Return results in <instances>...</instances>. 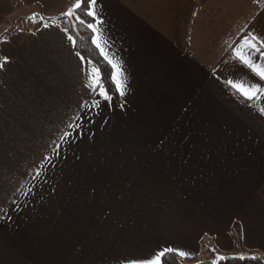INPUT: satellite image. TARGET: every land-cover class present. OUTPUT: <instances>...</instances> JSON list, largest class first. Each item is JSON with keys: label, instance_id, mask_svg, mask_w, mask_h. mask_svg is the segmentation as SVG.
<instances>
[{"label": "crops", "instance_id": "crops-1", "mask_svg": "<svg viewBox=\"0 0 264 264\" xmlns=\"http://www.w3.org/2000/svg\"><path fill=\"white\" fill-rule=\"evenodd\" d=\"M74 2L0 0V264L264 249V116L222 84L264 86L231 59L249 31L264 35V0H97L101 43L123 69L126 94L108 91L110 103L87 87L88 61L99 65L71 35L29 20ZM76 115L83 137L35 180Z\"/></svg>", "mask_w": 264, "mask_h": 264}, {"label": "snow or ice", "instance_id": "snow-or-ice-1", "mask_svg": "<svg viewBox=\"0 0 264 264\" xmlns=\"http://www.w3.org/2000/svg\"><path fill=\"white\" fill-rule=\"evenodd\" d=\"M254 2H256V0H254ZM97 8V0H76L73 7L67 12L62 13V15L74 18L75 22H78L79 25L87 27L93 34H95L92 38V43L97 49H99L104 60L111 65V68L113 69L111 73V80L115 83L116 91L119 92L120 97H123L126 94L125 85L122 80L123 69L119 63L114 62L109 57L108 52L105 51V47L101 43L100 26L103 25V20L100 19ZM77 10H79V13H82L84 16L91 17L94 22H86L81 18V15L77 12ZM38 15V13H33L32 17L29 19H34ZM41 19H43V17H41ZM44 27H49V25L45 23ZM63 31L68 32V28H64ZM68 39L71 40L75 46L76 40L72 36H68ZM232 52L233 55L231 59L235 61V67L238 71L241 69H247L254 78H258L259 81H264V35L256 33L254 29L249 31L247 35H245L236 45V47L232 49ZM76 55L80 57L81 61L85 60L83 56H80L79 52H77ZM8 62V57L0 58V69H3L5 64ZM88 63L91 65L89 73L91 82L87 85V87H89L93 93L102 97L103 100L110 103L113 97L104 86L100 68L95 64H92L91 61H88ZM215 71L216 70L214 69L213 75H215ZM216 78L217 80L220 79V77ZM222 84L225 89L229 90L231 96H239L241 101L244 102L246 106H255L260 115L264 116V105L261 104V102L264 101V86H261L259 82L249 83L243 78L233 79L228 75H225L222 80ZM100 104L101 102L99 100H93L91 104L85 101L80 107L82 109L100 108ZM120 107H123V105L121 104ZM70 120L72 122L66 125V129H71V131H63V134L58 137V141H53L51 151L43 158L42 163L39 164L35 170V175L33 177L35 180L41 179L43 173L46 171V164H52L54 159L60 157L62 144H71L76 139L83 137L84 131L81 117L76 115L75 117H70ZM32 187L34 188L35 185ZM28 194L34 195L32 188H29L27 193L21 192V195ZM0 211H2V209H0ZM167 254H176L180 257H188L191 255L190 253H186L185 251L179 249L163 247L156 251L150 258L128 259L124 261L123 264H165ZM237 258L240 260L246 259L243 255L233 257V259ZM226 259L229 258L218 255L216 261H213L212 264H217V261H223ZM247 259L258 260L260 257L251 256L247 257Z\"/></svg>", "mask_w": 264, "mask_h": 264}, {"label": "trees", "instance_id": "trees-1", "mask_svg": "<svg viewBox=\"0 0 264 264\" xmlns=\"http://www.w3.org/2000/svg\"><path fill=\"white\" fill-rule=\"evenodd\" d=\"M77 12L79 13V10H77ZM62 13H65V12H59L53 15H46L43 13H39V15L35 17V19H37V22L33 26L36 29L45 23H56L62 29L68 28V33L76 40L75 50L79 52L80 54L91 58L93 61H95L99 65L105 88L110 93H112L115 97L118 98L119 92L116 91V85L111 80V73L113 69L111 68V65H109L104 60L103 56L100 54L99 49H97L95 45L92 43V38L94 34L87 27L79 25L78 22H75L74 18L65 17L62 15ZM79 14L81 15V18L84 19L86 22H93L91 17L84 16L82 13H79ZM41 17H43V19H41ZM29 20L33 21V19H29ZM235 239H236V246H241L243 242L241 233L239 234V236L235 235ZM210 250L212 253H214L213 254L214 256L216 255L215 259H210V258L207 259V258H202L199 256L180 257L179 255H176V254H167L165 258V264H212V262L216 261L217 259L218 250L215 248H212ZM251 256H257V257H260V259L258 260L247 259V257H251ZM225 257H228L229 259H226L223 261H217V264H232V263L264 264V249H260L256 253H250V254L245 255L246 259L244 260H240L238 258L233 259V257H239L237 255H229Z\"/></svg>", "mask_w": 264, "mask_h": 264}, {"label": "rangeland", "instance_id": "rangeland-1", "mask_svg": "<svg viewBox=\"0 0 264 264\" xmlns=\"http://www.w3.org/2000/svg\"><path fill=\"white\" fill-rule=\"evenodd\" d=\"M75 3H76V0H75L74 4H75ZM74 4H73V5H74ZM70 8H71V7H70ZM63 10H64V8H63ZM46 15H53V14H46ZM36 22H37V19L34 18V19H33V22H32L33 25H34ZM28 24L31 25V22H28ZM213 254H214V253H212V256H211V255L206 256L207 259H208V257H209V258H214V257H213V256H214ZM215 256H216V255H215Z\"/></svg>", "mask_w": 264, "mask_h": 264}]
</instances>
